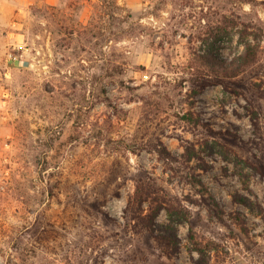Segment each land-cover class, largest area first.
Returning a JSON list of instances; mask_svg holds the SVG:
<instances>
[{
	"label": "rangeland",
	"instance_id": "rangeland-1",
	"mask_svg": "<svg viewBox=\"0 0 264 264\" xmlns=\"http://www.w3.org/2000/svg\"><path fill=\"white\" fill-rule=\"evenodd\" d=\"M0 264H264V0H0Z\"/></svg>",
	"mask_w": 264,
	"mask_h": 264
},
{
	"label": "trees",
	"instance_id": "trees-1",
	"mask_svg": "<svg viewBox=\"0 0 264 264\" xmlns=\"http://www.w3.org/2000/svg\"><path fill=\"white\" fill-rule=\"evenodd\" d=\"M236 26V24L231 21L227 23V27L224 28H215L211 30L210 35L217 38L222 33L231 34L229 28ZM245 26V32H241V36H244L247 34V29L252 28V26L244 25ZM242 44H244V51L243 53L238 57L234 58L231 61H228L226 59H221V57H217L216 55L209 54L208 55V62L207 65L215 71L216 74H220V76L223 77H234L238 75L241 71L247 69L254 61V57L256 54V49L253 45L250 44L248 39H244V37L241 38ZM175 236L170 238L169 245H174L176 242Z\"/></svg>",
	"mask_w": 264,
	"mask_h": 264
}]
</instances>
